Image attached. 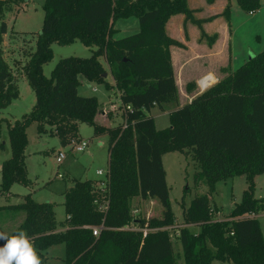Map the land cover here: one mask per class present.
<instances>
[{
  "label": "trees",
  "instance_id": "1",
  "mask_svg": "<svg viewBox=\"0 0 264 264\" xmlns=\"http://www.w3.org/2000/svg\"><path fill=\"white\" fill-rule=\"evenodd\" d=\"M20 1L0 0V12ZM215 1L206 0L208 4ZM226 1L220 15L230 22ZM237 1L249 13L260 6L259 0ZM43 8L36 50L23 67L36 103L29 114L8 125L12 155L1 166L0 194L10 193L15 183L27 188L33 184L26 164V129L33 122L39 134L49 127L62 145L81 140L83 123L97 136L107 133L109 182L101 193L94 180L74 181L65 194L67 226L62 230H58L52 203L25 196L24 202L14 206L24 211V220L11 235L24 230L41 249L64 244L65 264H179L169 230L175 218L162 160L167 153L179 152L198 166L196 183L208 187L190 205L183 203L182 222L175 227L184 264H264V238L257 217L264 213V197L255 198L253 181L264 172V51L171 111V126L157 129L151 109H163L178 93L170 47L181 43L170 38L166 24L171 16L183 14L185 22L199 26L203 38L210 37L202 28V22L210 18H195L188 0H45ZM129 16L137 17L140 31L115 39L116 19ZM5 32L2 22L0 43ZM78 39L91 48L92 55L62 58L46 77L43 65L51 60V45ZM101 56L120 91L122 122L116 126L102 124L98 99L78 91L80 76L88 82L107 83ZM194 86L188 84L187 91ZM18 96L15 76L0 49V108ZM242 174L248 183L242 201L226 219H216L217 208L210 198L216 183ZM135 197L156 198L162 215L134 216ZM98 200L108 202L106 210L99 208ZM129 224L137 228H126ZM190 225L199 226L200 232L191 233ZM97 226L102 229L94 236L92 228Z\"/></svg>",
  "mask_w": 264,
  "mask_h": 264
},
{
  "label": "rangeland",
  "instance_id": "2",
  "mask_svg": "<svg viewBox=\"0 0 264 264\" xmlns=\"http://www.w3.org/2000/svg\"><path fill=\"white\" fill-rule=\"evenodd\" d=\"M21 1L22 3L18 5L14 4L11 9H4L3 13L0 12V26L2 22L6 24V32L1 34L0 49L3 59L10 66L15 76L19 91L17 99L13 100L8 107L0 108V184L2 163L12 155L8 125H12L16 120L22 119L25 114H29L36 103L35 93L23 72V67L36 50L37 37L44 21L45 11L43 6L45 0ZM224 1L227 3L226 0ZM221 2L217 1L213 7H209L210 5L205 0H188L189 7L194 10L195 18L203 20L210 18L202 22L203 30L210 37L204 36L202 38L199 26L191 21L185 22L183 14L173 15L167 22L166 32L170 38L174 40H176L175 38L180 39L178 30H181L184 33L182 37L184 35V38L189 41L191 47L187 51L183 49V59H187L188 63L185 65L186 68L182 75V81L177 82V99L173 102L165 103L163 109L155 106L149 113L154 117L157 129L171 126L170 112L188 103V98L185 95L187 91L186 84L182 83L186 77L192 79L204 67L217 71L216 79L218 81L235 71L243 63L254 57V55L264 51V0H259L260 6L253 14H250L248 10L239 6L237 0H228L230 4V22L228 23H231V46L233 47L231 59L228 58L229 43L224 44L223 47L224 42L221 41L219 43L220 39H218V36L222 39L225 36L226 24L223 16L218 14L223 11L220 8ZM222 5L224 9L225 3ZM114 28L113 37L115 39L132 35L141 29L136 16L116 19ZM209 40L212 41V44L216 40L217 44H219L216 50L222 49L224 51L217 64L215 62L216 59L209 58V56L195 59L196 55L192 54L198 50L195 48V44H200L198 43L199 41L202 42L201 44L204 46L203 51L207 54L205 51L212 45ZM182 46L183 44L181 43L178 47L182 48ZM51 47V60L43 65V74L46 77H50L52 70L60 59L66 57L86 58L90 57L93 53L91 48L85 46L79 39L67 45L53 43ZM213 50L215 48L208 52H213ZM99 59L107 74L105 77L107 83L88 82L80 76L81 85L78 91L82 96H95L98 99L100 104L98 119L102 124L116 126L122 122V117L119 115L121 114L120 91L115 85L111 69L105 57L101 56ZM223 59L224 61H221ZM176 60H178L177 57L175 58V62ZM174 69L178 73V64H176V67L174 66ZM109 112L113 113V117L107 119ZM115 113L119 116H116ZM46 129V132L39 134L36 122L31 123L26 129L28 140L26 164L28 177L33 182L32 186L27 188L19 183H15L12 185L10 193L0 194V232H4L7 235H11L24 220V211L14 206L24 202L25 196L30 195L34 201L39 203H52L54 205L58 230H62L67 226V215L64 205L65 194L74 181L96 180L97 182L98 180H106L107 178L109 163L108 146L110 141L107 133L97 136L89 124H81L79 127L80 139L89 141V145L84 152H76L74 149L76 143L62 145L59 138L53 134V131L49 127ZM59 152L65 154V158L61 164L57 163L56 160ZM162 160L166 171V183L169 188L171 208L175 218V223L169 228L170 236L174 246V254L178 256L179 264H184L183 251L175 227L177 228V226L181 225L183 203L186 206L190 205L196 196L206 194L208 187L203 183H196L194 176L199 169L191 157L179 152H170L165 154ZM99 170L103 171V176L97 174ZM253 181L255 198H263L264 172L255 175ZM247 188V178L243 174L218 181L215 191L210 196L217 208L213 216L220 220L226 219L234 206L242 201ZM132 210L135 212V216H145L147 219L162 215V206L156 198L143 200L135 197L132 201ZM257 217L264 238V213L258 214ZM127 227L137 228L134 224H129ZM189 230L193 234H198L200 227L190 225ZM4 243L6 241L0 240V247ZM34 247L41 258V264H65L64 244L53 245L47 249ZM212 264L233 263L214 261Z\"/></svg>",
  "mask_w": 264,
  "mask_h": 264
},
{
  "label": "crops",
  "instance_id": "3",
  "mask_svg": "<svg viewBox=\"0 0 264 264\" xmlns=\"http://www.w3.org/2000/svg\"><path fill=\"white\" fill-rule=\"evenodd\" d=\"M198 1H200V0H198ZM217 1H223L224 3H225V5H226V2L224 1V0H216L213 4H209L210 6L209 7H213V5L217 2ZM205 2H206V0H205ZM223 2H221L222 4H224ZM207 3V2H206ZM208 4V3H207ZM220 5V8L222 9V10H224L223 9V5ZM225 5H224V7H225ZM221 13V12H220ZM220 13H218V14H220ZM215 15V14H214ZM224 18V17H223ZM225 19V18H224ZM225 21H226V24H225V31H224V37H223V39L220 37V36H218V39H220L219 40V43L221 42V41H223L224 43H223V47H224V44H227V43H229V46H228V48H229V56H228V58L229 59H231V53L233 52V47L231 46V43H232V39H231V23H228L227 22V20L225 19ZM230 24V25H229ZM226 29H227V31H226ZM182 34H184L181 30H178V35H180V39H177V38H175L176 40H178L180 43H182L183 44V46H182V48H179L178 46H171L170 47V52H171V58H172V64H173V68H174V66L176 67V64H178V73H177V71L174 69V72H175V77H176V83L177 82H179V81H182V79H183V77H182V75H183V73H184V70H185V65L188 63V61H187V59H183L184 58V55H182V53H183V49L184 50H189L190 49V45H189V41H187L186 40V38H184V35H183V37H182ZM218 35V34H217ZM179 38V37H178ZM222 39V40H221ZM234 39V38H233ZM217 40V39H216ZM214 41V43L211 45V46H209L208 47V49L205 51V52H207V54H205L204 53V46L201 44L202 42L201 41H197L198 43H200V44H195V48H197L198 50L197 51H194L192 54H195L196 56L194 57L195 59H199V58H201L202 56H209V58H213V59H216L215 60V62H216V64H217V62H219L220 61V59H221V56H222V54H223V50L222 49H220L219 51H217L216 50V47L219 45V44H217V41ZM203 43H204V41H203ZM207 47V46H206ZM213 48H215V50H213V52H208V51H212V49ZM178 58V60H176V62H175V58ZM226 60V59H225ZM221 61H224V59L223 60H221ZM227 61H229V60H227ZM217 74H218V72L217 71H212V70H209L208 68H204V67H202L201 69H200V71L195 75V76H193L192 77V79H190V77H186L185 78V80L182 82L183 84H186V88H187V85L188 84H190V83H194L195 84V86H194V88H193V90L191 91V92H188V91H186V93H185V95L187 96V98H188V102H190L191 100H192V98L193 97H195L196 95H198L200 92H201V90L199 89L200 87H199V84H198V81L201 79V78H203L204 76H206V75H211V76H213L214 77V79L215 78H217L216 76H217ZM189 80H192V81H190L189 82ZM188 82V83H187ZM177 88H178V85H177ZM187 90V89H186ZM96 181V180H95Z\"/></svg>",
  "mask_w": 264,
  "mask_h": 264
},
{
  "label": "clouds",
  "instance_id": "4",
  "mask_svg": "<svg viewBox=\"0 0 264 264\" xmlns=\"http://www.w3.org/2000/svg\"><path fill=\"white\" fill-rule=\"evenodd\" d=\"M0 240L6 241L0 247V264H41V258L26 231L20 230L11 236L0 232Z\"/></svg>",
  "mask_w": 264,
  "mask_h": 264
},
{
  "label": "built area",
  "instance_id": "5",
  "mask_svg": "<svg viewBox=\"0 0 264 264\" xmlns=\"http://www.w3.org/2000/svg\"><path fill=\"white\" fill-rule=\"evenodd\" d=\"M250 14H253V12H250ZM209 76L210 75H206V76H204L203 78H201L198 81V84H199V87H200V90L201 91L205 90L206 88H208L209 86H211L213 83H216L217 79L215 78V79H209L208 80ZM130 109H131L130 106H127V110H130ZM125 126L126 125H124V127ZM88 145H89V141L80 140L78 143H76V146H75L74 149H75L76 152H84V150L88 147ZM64 158H65V154L62 153V152H59V154H58V156L56 158L57 163L61 164L63 162V159ZM97 174L99 176H103L104 175V173H103L102 170H99L97 172ZM60 177H61V175H60ZM106 177H107L106 180H98L97 181V184H98V186L100 188L101 193H103L105 191V188L108 185V182H109V175H108V173H107ZM98 205H99V208L100 209L106 210L107 207H108V202L105 201V200H103V201H99L98 200ZM132 213L135 216V212H132ZM126 228H128V229H135V227L129 228L127 226H126ZM101 229H102L101 226L100 227L99 226L93 227L92 228L93 235L94 236H99Z\"/></svg>",
  "mask_w": 264,
  "mask_h": 264
},
{
  "label": "bare ground",
  "instance_id": "6",
  "mask_svg": "<svg viewBox=\"0 0 264 264\" xmlns=\"http://www.w3.org/2000/svg\"><path fill=\"white\" fill-rule=\"evenodd\" d=\"M209 79H214V77L210 75L209 78H208V80H209Z\"/></svg>",
  "mask_w": 264,
  "mask_h": 264
},
{
  "label": "water",
  "instance_id": "7",
  "mask_svg": "<svg viewBox=\"0 0 264 264\" xmlns=\"http://www.w3.org/2000/svg\"><path fill=\"white\" fill-rule=\"evenodd\" d=\"M106 76H107V74L105 73V74H104V77H106ZM203 91H204V90H203Z\"/></svg>",
  "mask_w": 264,
  "mask_h": 264
}]
</instances>
